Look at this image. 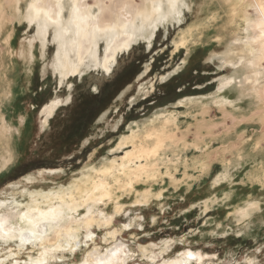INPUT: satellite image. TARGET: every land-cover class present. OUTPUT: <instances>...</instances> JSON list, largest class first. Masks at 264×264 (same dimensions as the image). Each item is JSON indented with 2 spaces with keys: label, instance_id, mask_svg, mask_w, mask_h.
<instances>
[{
  "label": "rangeland",
  "instance_id": "374dc122",
  "mask_svg": "<svg viewBox=\"0 0 264 264\" xmlns=\"http://www.w3.org/2000/svg\"><path fill=\"white\" fill-rule=\"evenodd\" d=\"M240 2L187 0L182 23L160 26L150 46L141 40L119 54L110 73L91 70L61 85L52 69L55 46L50 41L45 56L41 54L35 28L25 19L27 0H21L17 11L9 1H0L4 10L0 20L5 18L7 24L0 28V108L14 126L10 139L16 149L13 163L0 176V200L9 205L18 200L26 206L31 200L27 190H60L79 182L96 166L122 156L125 150L117 149L121 134L129 133L132 125L158 121L155 114L161 110L178 113V132L186 133V141L195 143L196 133L200 129L204 133L205 153L201 156L202 152L189 149V167L194 168L195 157L212 166L205 174L200 173L201 167L190 170L193 179L186 176L185 167L163 168V173L176 170L178 178L186 180L180 185L166 174L151 182L153 194L148 201H137L142 198L138 192L150 186L146 179L137 182L135 189L114 188L111 197L94 203L91 213L96 220L89 227L78 225L75 240L63 239L59 248L49 245L47 251L0 241V264H79L120 242L133 249L129 264H156L186 248L209 253L202 264H264V177L256 178L264 175V99L257 100L249 90L242 93L246 88L238 81L218 89L220 79H239L245 73L244 67L222 62L224 51L236 38L246 41L255 34L251 28L246 30L259 13L251 0ZM188 27L197 41L177 51L176 42ZM188 63L186 75L193 74L195 81L182 93L188 85L177 87L186 76L172 78ZM258 74L255 84L263 89L264 61ZM170 91L168 97L163 95ZM179 93L188 95L176 100ZM67 96L70 102L61 105L43 127L45 105ZM0 147L6 154L7 146ZM50 169L59 170L50 173ZM222 173L226 175L215 185L214 179ZM37 197L46 206L42 196ZM210 197L214 200L207 209L203 201ZM253 201L257 210L243 216L242 210ZM117 206L122 210L117 211ZM82 208L76 218L87 213V206ZM107 218H113L110 224Z\"/></svg>",
  "mask_w": 264,
  "mask_h": 264
},
{
  "label": "bare ground",
  "instance_id": "6f19581e",
  "mask_svg": "<svg viewBox=\"0 0 264 264\" xmlns=\"http://www.w3.org/2000/svg\"><path fill=\"white\" fill-rule=\"evenodd\" d=\"M8 1L16 11L20 9L21 0ZM94 1H96V5H92L89 0H27L25 19L30 27L35 28V37L39 41L41 54L45 56L50 41L55 46L52 69L59 75L61 85L69 78L82 77L87 71L91 70L101 69L106 73H110L117 62L119 54L128 51L141 40L147 41V45L150 46L160 26L167 27L169 24L182 23L184 9L188 6L187 0H143L141 4H136L135 0ZM234 1L235 4L241 3L240 0ZM241 1H243V4L245 3V0ZM251 1L259 16L255 17L257 19L254 21L249 20L247 30H245L248 33L249 30L253 29L255 34L244 38L246 41H242L238 37L231 42L232 46L228 50L225 49L227 51H224L222 61L224 64L228 63L236 68L244 67L245 73L239 79L236 76H226L220 79L218 89L223 91L238 81L246 88L242 93L249 90L248 92L250 94L254 93L258 100L260 97L264 99V88L258 89L255 84L256 77L259 75L258 67L264 61V0ZM2 3H0L1 17L4 15ZM5 22V18L0 20V28L7 25ZM250 24L252 27H250ZM217 39L219 41L221 36H218ZM192 41L197 40L193 35V28L188 27L183 32L180 40L176 42L177 51ZM5 42L9 43L7 39H5ZM101 45H103V49H101ZM165 77L163 76V79ZM69 86L71 88L72 83ZM70 99L71 96L55 98L45 105L42 110L44 115L43 127L49 124L50 119L53 118L59 107L70 102ZM256 105L260 111L261 107H259L258 101ZM177 114L173 110H161L155 114L158 121L152 119L146 126L132 125L129 133L121 134L117 144V149L125 150L122 156L111 159L112 161L104 164L101 168L96 166L91 174L85 175L86 177L79 182L71 183L66 189L27 190L31 200L27 202L26 206L18 200H15V205L12 203L9 205L6 200H0V241L8 243L14 241L25 248L40 246L46 251L49 245L59 248L63 239L70 242L78 237V225L89 227L94 223L96 219L93 220V214L91 213L94 203L111 197L114 190H118V188L135 189L137 182L146 179L147 184L150 183V186H144L141 189L139 185H136L137 189H141V192L138 193L142 197H138L137 201H148L153 194V184L151 185V182L161 179L166 174L171 175L172 181L178 182L180 185L186 180L184 176L178 178L176 170L175 173L172 169L170 172L163 173V168L166 169L170 165L185 167L186 176L191 178L194 176L190 175V170L197 169V167L202 168V170H199L200 173H208L212 166L206 161L203 159L200 161V158L195 157L196 160H192L195 161L193 168L189 167L187 159L189 149H196V151L202 152L201 156L204 155L205 149L202 150L203 145L201 144L204 139L203 131L200 129L196 133L195 143L186 141V133L182 132L180 134L178 132L179 117H177ZM200 122L202 123V121ZM13 128L14 126L9 124L5 112L0 108V145L5 144L7 146L5 149L6 154H2L3 152L0 149V176L13 163L14 153L16 154V149L11 146L10 139ZM254 144L256 146L259 143ZM199 163L200 166H196ZM58 170L50 169V173ZM224 174L215 176V185H219ZM263 177L264 175L257 174L256 178L261 180ZM27 180L32 182V177H28ZM37 196H42L46 206L41 205L42 202ZM213 200L214 197L204 200V206L208 209ZM249 203L241 212L243 216H248L251 211L258 207L255 201ZM83 206H87V213L83 218L81 217L82 214L81 218H76ZM121 207L117 206V211L122 210ZM9 208L15 211L9 210ZM111 219L104 220L107 224H110ZM33 232L35 233L34 236L31 235ZM111 233L114 237L115 232ZM132 253V248H128L125 243L120 242L112 249L107 250L105 254H94L91 259L87 258L84 260L85 262L79 264H129L128 259L132 257ZM208 257H210L209 253L205 254L200 250L186 248L176 257H168L167 260L156 264H202L205 258ZM43 259L45 258L43 257ZM249 262L252 263V260Z\"/></svg>",
  "mask_w": 264,
  "mask_h": 264
},
{
  "label": "trees",
  "instance_id": "16d2710c",
  "mask_svg": "<svg viewBox=\"0 0 264 264\" xmlns=\"http://www.w3.org/2000/svg\"><path fill=\"white\" fill-rule=\"evenodd\" d=\"M188 66H189V63H188V65L186 66V68L185 69H183L180 73H178L176 76H174V78H172V80L173 79H177V78H179V77H181V76H186L185 77V80L183 81V82H181L179 85H178V87L177 88H182V86L181 85H183V84H187L188 86H186L185 87V89L183 90H181V92L182 93H186V91H187V89H190L189 88V86H191L192 85V83H193V81H195V77H194V75L193 74H191V75H189V76H187L186 74H187V69H188ZM192 71H193V69H192ZM169 82V81H168ZM167 82V83H168ZM166 83V84H167ZM171 92H173V91H170V92H165L163 95H166L167 97L170 95V93ZM101 94V93H100ZM188 94H183V95H181L180 96V93H179V96H177L176 97V100H178V99H181V98H184V97H186ZM96 98H99V97H96ZM2 175V174H1ZM204 199V198H203Z\"/></svg>",
  "mask_w": 264,
  "mask_h": 264
},
{
  "label": "snow or ice",
  "instance_id": "6c2138e0",
  "mask_svg": "<svg viewBox=\"0 0 264 264\" xmlns=\"http://www.w3.org/2000/svg\"><path fill=\"white\" fill-rule=\"evenodd\" d=\"M31 235H33V236H34V235H35V233L33 232Z\"/></svg>",
  "mask_w": 264,
  "mask_h": 264
}]
</instances>
